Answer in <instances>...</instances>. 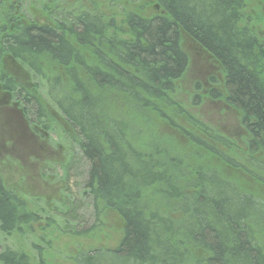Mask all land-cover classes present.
<instances>
[{
    "label": "trees",
    "instance_id": "obj_1",
    "mask_svg": "<svg viewBox=\"0 0 264 264\" xmlns=\"http://www.w3.org/2000/svg\"><path fill=\"white\" fill-rule=\"evenodd\" d=\"M58 7L42 5V20L7 8L0 59L41 81L88 164L81 192L92 224L69 232L94 238L117 221L114 247L77 250L71 264H264V0H156L154 14L125 13L118 24ZM184 40L215 69L194 82L188 104ZM2 73L3 93L43 128L46 103ZM207 101L233 111L241 135L219 134L191 113ZM38 222L0 184V235ZM0 264L31 262L4 245Z\"/></svg>",
    "mask_w": 264,
    "mask_h": 264
},
{
    "label": "rangeland",
    "instance_id": "obj_2",
    "mask_svg": "<svg viewBox=\"0 0 264 264\" xmlns=\"http://www.w3.org/2000/svg\"><path fill=\"white\" fill-rule=\"evenodd\" d=\"M155 1L4 0V4L0 1V28L3 25L4 12L13 5L16 8L13 10L15 16L24 12L26 16L32 15L36 20H42L38 14L42 5L49 6L52 11H56L54 7L58 6L66 10L81 6L83 10L112 17L118 24L125 13L135 12L144 14V17L154 14L152 4ZM183 46L188 55L189 66L180 81V89L183 100L188 104V96L193 92L194 82L205 83L208 73L213 74L215 69L196 45L184 40ZM0 72L46 103L41 81L30 77V71L20 61L3 56L0 59ZM3 92L0 87V184L24 202L28 212L38 215L39 222L33 224L30 231L23 227L10 237L0 235V251L6 245L14 252L27 256L31 264L37 263L36 251L43 254L44 264H71L68 257L77 250L114 247L118 234L117 221L113 218V222L109 219L110 231L96 234L94 238L76 236L69 232L73 229L79 231L88 228L92 224V216L90 202L81 192L88 164L79 150L66 141L68 129L63 120L46 103L47 121L43 123V128L36 127L33 130L28 127L30 117L24 116L18 105L15 108L19 111L17 112L11 105L13 99ZM216 104L208 101L201 103L191 113L197 115L208 127H216L219 134H229L233 137L241 135L237 115L222 103ZM180 152V148H175V153ZM245 168L248 170L249 167ZM229 177L238 184L242 183L246 191L259 193L257 186L255 188V185L252 186V183L246 180L240 181L238 174ZM71 205L74 213L70 214L67 210L71 209ZM65 225L68 233L64 231ZM46 242H49L51 249L46 250Z\"/></svg>",
    "mask_w": 264,
    "mask_h": 264
},
{
    "label": "flooded vegetation",
    "instance_id": "obj_3",
    "mask_svg": "<svg viewBox=\"0 0 264 264\" xmlns=\"http://www.w3.org/2000/svg\"><path fill=\"white\" fill-rule=\"evenodd\" d=\"M7 95V94H6ZM9 96V95H8ZM4 103V102H3ZM15 104V105H14ZM6 105V104H5ZM12 105V107L15 109L16 107H17V104L16 103H14L13 102V104H11ZM17 112H19L17 109H15ZM12 112V111H11ZM28 127H30V126H28ZM31 129H33L32 127H30ZM33 130H35V128L33 129Z\"/></svg>",
    "mask_w": 264,
    "mask_h": 264
}]
</instances>
